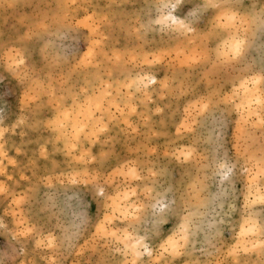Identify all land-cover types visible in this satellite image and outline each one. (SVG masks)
I'll return each instance as SVG.
<instances>
[{"label": "snow or ice", "instance_id": "1", "mask_svg": "<svg viewBox=\"0 0 264 264\" xmlns=\"http://www.w3.org/2000/svg\"><path fill=\"white\" fill-rule=\"evenodd\" d=\"M55 7L53 13L43 3L0 0L19 18L0 33V69L8 81L0 89V240L6 242L0 264H68L77 246L91 253L80 264H264V152L242 160L230 139L234 126L258 128L264 145V0H153L133 11L104 0ZM246 16L258 17V62L247 60ZM157 31L212 41L214 61L190 56L187 48L129 56L130 46L121 45L125 33ZM52 36L72 40L64 59L89 66L95 91L82 95L62 85L63 60L48 54ZM209 64L238 74L225 85ZM205 78L207 93L197 85ZM213 105L214 155L192 167L200 147L196 117ZM61 156L83 169L88 182L71 233L53 215L51 198L39 199L61 171ZM173 164L179 180L158 183L175 171ZM209 180H220L221 188L202 202ZM193 202L212 214L199 247L191 242Z\"/></svg>", "mask_w": 264, "mask_h": 264}, {"label": "rangeland", "instance_id": "2", "mask_svg": "<svg viewBox=\"0 0 264 264\" xmlns=\"http://www.w3.org/2000/svg\"><path fill=\"white\" fill-rule=\"evenodd\" d=\"M16 3H43L51 5V11L54 13L56 11V5L62 3H68L70 0H15ZM99 2V0H98ZM118 3L127 6L129 11L135 10L136 7L146 5L153 2V0H104V3ZM246 4H257L259 5L261 0H242ZM258 11V9H257ZM243 15V14H242ZM257 18L246 16L243 26L241 27V34L246 35L249 47L247 49V60L249 62H258L261 57V37L259 32V24ZM19 18L15 10H5L0 8V33L6 29H11L14 24L18 23ZM248 21V22H247ZM71 23V21H69ZM51 45L48 49V54L52 59L61 58L64 63L62 72L60 73L62 85L69 90L80 91L81 94L88 91H95L91 81L94 79L93 72L89 71L88 65H83L77 67V61L74 56L65 58V53L69 50L72 44L71 39L61 40L57 36L51 37ZM122 47H127L128 54L132 56L136 55H146L149 51H156L159 48H166L171 52L175 53L178 48H187L190 56H195L197 52L203 54L206 57H210L213 61L215 58V44L207 39H201L199 37H192L188 40L180 37H172L168 34H161L159 31L152 33L146 32L143 37L130 36L125 33L120 39ZM70 61V63H69ZM175 57H172L171 61H165V71H167L168 64L174 62ZM179 66L177 62V67ZM209 71L213 72L216 80H223L225 85H230L231 80L227 77L232 75H237L238 70L230 67L228 65H219L215 69L212 65L208 66ZM3 71L0 69V89L4 88L8 81L3 80ZM200 73L204 74L203 65L200 66ZM111 75V73H109ZM118 75V74H117ZM109 81L105 79V84ZM197 85L200 87L201 91L204 93L208 92L209 81L204 79L203 82L198 79ZM223 86V85H222ZM96 87H99L97 85ZM231 88H227L224 92L225 95H230ZM87 99V97H85ZM71 107V105H69ZM215 105L210 106L206 113H202L200 116L196 117L198 123L195 126V135L200 139V147L198 149L197 157L193 158L190 162V166L195 167L197 162L206 163L208 158L214 155L215 145L213 143V137L219 136V131L216 130L215 116L218 113L214 112ZM232 152L234 155L240 154L241 159L245 153L249 155L259 156L264 152V145L261 144V133L260 130L244 129L239 126H234L232 128ZM192 135V133H189ZM63 161L62 168L60 172L53 173L52 179L48 181L44 186L43 190L39 193V199L41 201L48 200L51 198L54 205L53 215H55L59 223L63 226L64 230L71 233L76 227L78 221L76 216V206L78 200L86 195L88 182L86 178L81 174L83 169H78L75 167V162L71 159H65L61 156ZM201 164V167L203 166ZM172 168L175 169L174 172H170L167 177L160 176L157 177V181L160 184H164L167 181H171L173 178L179 180L180 178V167L173 164ZM203 175V173H201ZM68 176V177H67ZM74 179V180H73ZM221 181L216 180L214 183L209 180L206 189L202 192L200 200L202 202H210L212 198H215L217 192L221 188ZM238 187H243V185H238ZM91 207V206H90ZM206 209L201 205L197 206L196 202H193V206L190 209L191 215V225L190 230L192 233L191 242L197 247L202 245L205 239V228H211L212 214L211 210H207L208 214L205 216ZM95 213V209H92ZM188 214V213H186ZM47 215V213H45ZM237 217H233L236 219ZM56 222L55 220L53 221ZM95 229H92L94 232ZM92 232L88 233V239H92ZM228 239H231V234L229 233ZM6 246V242L0 240V249ZM91 253L87 248L83 251L80 246H77L74 250H70L69 255L66 256L68 264H80L81 260H86ZM251 255V254H250ZM210 258V257H209ZM258 258V256L253 257Z\"/></svg>", "mask_w": 264, "mask_h": 264}, {"label": "bare ground", "instance_id": "3", "mask_svg": "<svg viewBox=\"0 0 264 264\" xmlns=\"http://www.w3.org/2000/svg\"><path fill=\"white\" fill-rule=\"evenodd\" d=\"M248 22V21H247ZM242 31V30H241ZM182 50V49H181ZM130 56V55H129ZM68 177V176H67ZM74 180V179H73Z\"/></svg>", "mask_w": 264, "mask_h": 264}]
</instances>
